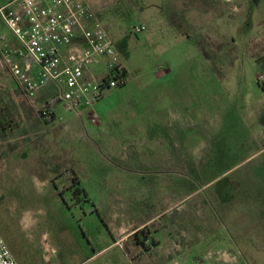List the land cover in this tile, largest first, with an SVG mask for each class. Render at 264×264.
Here are the masks:
<instances>
[{"label":"rangeland","instance_id":"rangeland-1","mask_svg":"<svg viewBox=\"0 0 264 264\" xmlns=\"http://www.w3.org/2000/svg\"><path fill=\"white\" fill-rule=\"evenodd\" d=\"M86 1L137 109L67 111L54 85L31 99L0 57V235L17 263L264 264V0ZM209 234L228 250L194 243Z\"/></svg>","mask_w":264,"mask_h":264},{"label":"built area","instance_id":"built-area-1","mask_svg":"<svg viewBox=\"0 0 264 264\" xmlns=\"http://www.w3.org/2000/svg\"><path fill=\"white\" fill-rule=\"evenodd\" d=\"M0 22L20 45L13 50L6 37H0V57L27 97L35 99L54 85L62 91L58 100L65 109L76 111L123 86L120 76L126 68L86 0H13L0 7ZM146 30L144 24L134 27L137 35ZM80 34L82 44L76 42ZM100 65L104 74L94 72ZM52 112L47 108L43 116ZM92 122L98 124L97 114ZM0 264H18L1 235Z\"/></svg>","mask_w":264,"mask_h":264},{"label":"crops","instance_id":"crops-1","mask_svg":"<svg viewBox=\"0 0 264 264\" xmlns=\"http://www.w3.org/2000/svg\"><path fill=\"white\" fill-rule=\"evenodd\" d=\"M11 2H13V0H0V7L5 6L7 4H10ZM254 2L259 4V3H261V0H254ZM0 37H6V40L10 44L11 49L17 50L20 47L18 41L15 39L13 34L6 27V25L2 22H0ZM81 38H83L82 34H80L78 36V40L76 42L81 43V44L84 43V39H81ZM126 70H127V68H126ZM130 85H132V84L130 81V77L128 75V82L124 86V88L122 90H117V91L111 92L109 94V96L107 97L110 99L114 98V102H110L109 105L106 107L105 106H101V107L97 106V105H95V103H92V105L91 104H89V105H91L92 108H94V106H95L97 108V110L103 114L115 113L118 116H120V114L123 113L126 116V120H128V122H129L132 120V117H131V115L129 116V114L137 109V105H136L135 101L140 96L139 95L140 92L138 90L133 91V88L135 89V87L131 88ZM104 96H105V94H104ZM104 96L101 100L104 99ZM105 108H107V111L104 110ZM99 123H100V118H99L98 124ZM261 180H262V184H264V177L263 176H262ZM210 234L204 238H200V237L196 236L194 243L196 242L199 245H201V243H207V244H209V250L210 249H212V250H228L222 246H220L218 249H216V246H217V243H222V242L224 244H228L231 241L230 239L229 240H226V239L221 240V238H215V237L211 236ZM214 244H216V245H214ZM234 253H236V254H234V256L236 258H238V256L241 255V253H243V252L242 251L236 252L234 250Z\"/></svg>","mask_w":264,"mask_h":264},{"label":"trees","instance_id":"trees-1","mask_svg":"<svg viewBox=\"0 0 264 264\" xmlns=\"http://www.w3.org/2000/svg\"><path fill=\"white\" fill-rule=\"evenodd\" d=\"M128 71L126 69H124V71L122 72L120 78L124 80V84L122 87H124L126 85V83L128 82ZM103 98V97H102ZM101 98V99H102ZM100 99V100H101ZM57 101H60V100H57ZM53 106L54 105H51L49 104V107L48 109L52 112L53 111ZM45 117V116H44ZM56 119V115L54 112H52V114L50 115V119L49 120H46V123H51L52 121H54ZM4 126V128L6 129L5 126L7 127H10V123L7 122V123H2ZM72 188H74V194L75 195H87L86 194V191L84 188H82V185H81V181L78 177H74L73 179V183H72ZM146 232H144L143 230L141 231H137L134 235V238H135V241L137 242L138 245H142L144 248H145V243L144 244H141V240H144V241H148V236L145 234ZM153 241V240H152ZM157 243V242H156ZM155 242H153V244H156ZM157 245V244H156Z\"/></svg>","mask_w":264,"mask_h":264},{"label":"flooded vegetation","instance_id":"flooded-vegetation-1","mask_svg":"<svg viewBox=\"0 0 264 264\" xmlns=\"http://www.w3.org/2000/svg\"><path fill=\"white\" fill-rule=\"evenodd\" d=\"M144 243L146 244V242L144 240H141V244H144Z\"/></svg>","mask_w":264,"mask_h":264}]
</instances>
